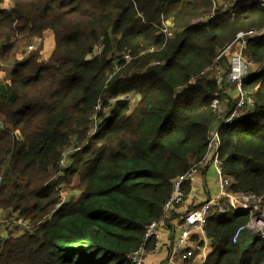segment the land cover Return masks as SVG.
<instances>
[{"label":"trees","instance_id":"obj_1","mask_svg":"<svg viewBox=\"0 0 264 264\" xmlns=\"http://www.w3.org/2000/svg\"><path fill=\"white\" fill-rule=\"evenodd\" d=\"M254 29H264V8L244 0H0L1 64L24 36L51 32L54 42L47 60L42 44L32 46L0 81V213L22 231L0 239V264H131L220 117L211 102L223 92L200 73ZM245 55L264 61V35ZM244 90L255 112L221 129L219 159L231 193L264 198V74ZM72 179L79 195L62 202L54 191ZM220 204L225 213L208 218L204 264H264L260 235L247 247L245 231L232 242L249 215Z\"/></svg>","mask_w":264,"mask_h":264},{"label":"built area","instance_id":"obj_2","mask_svg":"<svg viewBox=\"0 0 264 264\" xmlns=\"http://www.w3.org/2000/svg\"><path fill=\"white\" fill-rule=\"evenodd\" d=\"M192 1V0H186ZM249 4L257 3L261 8H264V0H244ZM160 32L165 37H171V25L164 23ZM264 35V29L262 30H248L240 31L235 35V38L224 49H222L213 60L212 64L204 69L198 78H206L214 81L221 92L226 95L224 79L231 82L234 86V104L230 110L220 115L221 100L214 99L211 102V108L218 111L220 116L219 122L215 129H212L208 137V146L204 158L197 164L192 165L184 174L178 176L172 185V192L170 198L166 201L160 218L151 223L145 232L144 242L128 256L127 260L131 264H148L147 257L150 253L158 252L160 244L159 238L161 234V228H163L171 217V214L177 211L181 216L179 218V226L177 229L175 242L172 248V254H178L180 261H189L197 254L201 257L206 256L207 248L203 245L202 239L207 238L206 226L210 214L214 211L221 215L225 213V209L220 201L226 202V204L236 213H246L249 215V222L242 227H239L233 237L232 242L235 244L240 236L244 233L251 235H260L264 239V232L260 230V226L263 223L262 219L255 218L253 212L259 206L264 208V198H257L252 194H234L229 191L231 186V180L225 176L222 170V162L219 159V148L222 144L220 130L223 127H230L238 119L247 116L250 113L255 112V104L252 97L244 90V85L248 81L250 76L257 73L264 74V61L262 63H254L244 53L249 41L262 37ZM124 58L129 59L128 56ZM225 62L226 67H223L221 63ZM196 79H191V83ZM227 97V96H226ZM226 97L223 100H226ZM215 124V123H214ZM213 124V125H214ZM213 127V126H212ZM65 155L60 164L64 165ZM210 165L216 173L218 181V192L209 201L194 207L191 210H183V204L185 201V188L186 184H194L195 177L199 175L203 167ZM1 183V178H0ZM179 210V211H178ZM0 223H10L9 221L2 220ZM18 224H21L19 222ZM25 225V223H23ZM255 233H252V232ZM153 239L154 243L151 250L146 249V241Z\"/></svg>","mask_w":264,"mask_h":264},{"label":"rangeland","instance_id":"obj_3","mask_svg":"<svg viewBox=\"0 0 264 264\" xmlns=\"http://www.w3.org/2000/svg\"><path fill=\"white\" fill-rule=\"evenodd\" d=\"M31 38V39H30ZM30 38L24 36L23 39L18 42L15 47H14V53H13V58L11 59V62L9 65H4L0 63V77H6L8 80L10 78V67L13 62H14V58L16 59H24L27 57V55L25 56V54H27V52L32 48V46H34V48H38V46L40 44L43 45L42 51H41V58L43 60H47V58L49 57L53 47H54V42H53V34L51 32H46L44 34H42L41 36H35V35H31ZM31 51V50H30ZM99 52V48L95 49L93 51L92 54H90L88 56V58H91L92 56L96 55ZM8 64V63H7ZM221 65L223 67H226L225 62L221 63ZM5 73V74H4ZM2 81V78H1ZM225 84H227L228 86H225L224 89H226V96L230 99V100H234V96L232 97V95H234V89L235 86L231 83L228 82L226 79L223 80ZM123 99L128 100V102L130 103L131 106H135L136 104V99L134 97H132V95H127L125 97H123ZM94 119V118H93ZM94 126V124H93ZM213 129V128H212ZM211 129V130H212ZM221 132V130H220ZM75 152V149L73 147H70L69 149H67L66 151H64V155H65V161L67 162L68 158ZM65 164V163H64ZM62 164H60L61 166ZM58 176H61V172H58V174L56 175V177L54 178L55 180L57 179ZM198 179V174L195 177L194 183L197 181ZM75 179H72L70 182L68 181H62L60 184H58L57 190L54 191L55 194L61 198L62 202L68 201L71 198H75L78 197L79 193H78V189L76 187V184L74 182ZM52 181V179L50 180V182ZM193 185V184H191ZM190 184H188V186H191ZM264 205V204H263ZM58 208V206L56 207ZM253 215L255 218H259L263 220V223L261 224V228L260 230H262L264 232V208L263 206H259L256 209V211L253 212ZM0 217H3L4 219L2 220H6L9 221L10 223H0V239L1 240H5L8 238V232L7 230L9 229L10 231H13L15 235L20 234L22 231L20 230V228H18V225L14 224V215L11 214H6L4 212L0 213ZM1 222V220H0ZM17 229V230H16ZM252 232V231H249ZM256 232V231H255ZM252 232V233H255ZM253 242V237L250 234H246L245 236V241L243 246L247 247L249 245H251ZM154 243V242H153ZM160 244V243H159ZM153 246V244H152ZM152 249V248H151ZM149 249V250H151ZM160 250V247H159ZM158 250V251H159ZM156 253V252H154ZM153 253H150L148 256H152ZM147 261H148V257H147ZM183 264L186 263V261H182ZM148 264H150L148 262Z\"/></svg>","mask_w":264,"mask_h":264},{"label":"crops","instance_id":"obj_4","mask_svg":"<svg viewBox=\"0 0 264 264\" xmlns=\"http://www.w3.org/2000/svg\"><path fill=\"white\" fill-rule=\"evenodd\" d=\"M1 78L2 81H8L6 77H0V81ZM233 96L236 99V94L232 95V97ZM225 97L226 96H224V98ZM229 100L230 99L228 97H226V100H221L220 115H223L224 113L230 110L231 106L229 104ZM219 119L220 117L213 125V129L217 127ZM217 192L218 181L216 173L210 165H206L203 167L202 171L198 175L197 181L189 187L188 192L185 195L183 210H191L194 207L199 206L200 204H203L206 201H209L212 197L217 194ZM180 216L181 215L177 211L173 212L171 214L170 219L168 220V223L163 228H161V234L159 238L160 250L156 253H153L152 256H148V262L150 264H183L180 261V256L178 254H172V248L180 223ZM1 218L3 217H0V219ZM201 240L203 245L207 248V238H201ZM210 251L211 249L208 244L206 255H209ZM204 262L205 258L197 254L191 260L186 261L185 264H204Z\"/></svg>","mask_w":264,"mask_h":264},{"label":"clouds","instance_id":"obj_5","mask_svg":"<svg viewBox=\"0 0 264 264\" xmlns=\"http://www.w3.org/2000/svg\"><path fill=\"white\" fill-rule=\"evenodd\" d=\"M8 230H9V229H8ZM8 230H7V231H8Z\"/></svg>","mask_w":264,"mask_h":264}]
</instances>
